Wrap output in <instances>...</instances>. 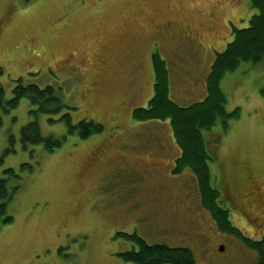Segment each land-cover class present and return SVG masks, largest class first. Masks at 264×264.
Listing matches in <instances>:
<instances>
[{
    "label": "rangeland",
    "instance_id": "374dc122",
    "mask_svg": "<svg viewBox=\"0 0 264 264\" xmlns=\"http://www.w3.org/2000/svg\"><path fill=\"white\" fill-rule=\"evenodd\" d=\"M254 12L248 0H0L6 97L19 78L53 85L71 107L73 122L86 118L103 126L86 139L68 135L52 152L41 144L22 149L20 127L32 119L28 99L3 114L0 157L8 134L16 140L15 151L2 156L0 177L11 167L20 179L8 202L13 221L0 226V264H133L118 253L134 244L116 232H135L149 244L187 246L198 264H256V251L220 231L202 207L192 172H173L179 147L169 122L132 117L153 94L154 51L167 66L169 97L187 106L205 96L211 63L232 39V27L247 26ZM163 21L181 35L164 28L159 33ZM220 86L225 110L238 106L240 116L225 132L220 121L203 131L213 183L232 223L259 239L264 59L240 63ZM47 119L36 118L44 136L65 133L62 123ZM130 163L151 167L158 183L140 182Z\"/></svg>",
    "mask_w": 264,
    "mask_h": 264
},
{
    "label": "trees",
    "instance_id": "16d2710c",
    "mask_svg": "<svg viewBox=\"0 0 264 264\" xmlns=\"http://www.w3.org/2000/svg\"><path fill=\"white\" fill-rule=\"evenodd\" d=\"M25 2L29 0H23ZM255 12L248 19L245 27H232V39L221 52H217L211 63L206 78L205 96L203 99L187 106H181L169 97V78L165 60L157 51L151 55L154 83L153 94L145 106L135 107L132 117L138 121L167 120L172 137L179 147V155L173 167L174 173L184 169L190 170L195 178L200 204L212 217L217 228L222 232L239 237L249 248L256 251V264H264V233L261 238L246 236L230 219L229 209L220 200V190L213 183V175L209 166L210 155L203 136V131L209 130L220 121L223 132L229 126V121L238 119L240 107L231 111L225 110L226 96L220 82L223 76L234 71L242 62L252 65L264 59V0H248ZM1 71V68H0ZM264 98V87L259 91ZM22 98H27L30 104L29 114L32 119L20 127L19 140L22 149L41 144L46 151L52 152L59 148L68 135H76L86 139L93 133L103 129L102 124L92 119H80L73 122L71 107L64 103L53 85L40 87L33 83L23 84L17 79L12 93L6 97L0 83V125L3 114L16 108ZM38 114L48 116L49 123L59 122L65 128V133L59 137L44 136L36 120ZM16 137L8 134V144L2 156L14 152ZM0 157V162L2 161ZM30 167L23 163L21 167ZM6 176L0 177V226L13 221L8 210V202L19 188L20 176L11 167L5 168ZM10 180L15 185L10 186ZM116 236L131 241L134 245L118 253L124 262L133 264H198L193 251L187 246L171 247L164 243H147L135 232H116Z\"/></svg>",
    "mask_w": 264,
    "mask_h": 264
},
{
    "label": "flooded vegetation",
    "instance_id": "af4514ba",
    "mask_svg": "<svg viewBox=\"0 0 264 264\" xmlns=\"http://www.w3.org/2000/svg\"><path fill=\"white\" fill-rule=\"evenodd\" d=\"M163 28L166 30V31H172V32H175V34H180L181 35V31L180 30H176V29H170V25H169V21H163L162 22V27H161V25H160V29H159V33H160V31L161 30H163ZM188 37H190V36H188ZM187 37V38H188ZM196 37V39H197V37L198 36H195ZM195 39V40H196ZM154 44V43H153ZM177 158V157H176ZM176 158H175V160H176ZM175 160H174V162H173V164H175ZM144 164V163H143ZM138 165V167H136L134 164H132V163H130V164H128V166L129 167H132V168H135V169H137L139 172H140V177H139V179H140V182H148V184H152V185H156L158 182H153L152 181V179H153V174H151L152 172H151V167H147L146 166V164H144V165ZM127 166V167H128ZM174 167V166H173ZM160 193H163L162 192V190L161 191H159ZM157 201V200H159V199H157V198H151V201Z\"/></svg>",
    "mask_w": 264,
    "mask_h": 264
}]
</instances>
